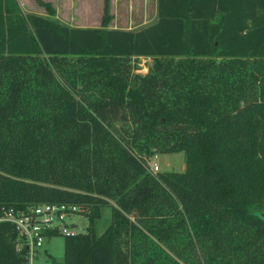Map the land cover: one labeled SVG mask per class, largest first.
<instances>
[{
	"label": "trees",
	"instance_id": "16d2710c",
	"mask_svg": "<svg viewBox=\"0 0 264 264\" xmlns=\"http://www.w3.org/2000/svg\"><path fill=\"white\" fill-rule=\"evenodd\" d=\"M109 7L82 27L0 0V213L76 206L55 264H264V0H157L138 30ZM17 243L0 222V264H28Z\"/></svg>",
	"mask_w": 264,
	"mask_h": 264
},
{
	"label": "rangeland",
	"instance_id": "374dc122",
	"mask_svg": "<svg viewBox=\"0 0 264 264\" xmlns=\"http://www.w3.org/2000/svg\"><path fill=\"white\" fill-rule=\"evenodd\" d=\"M25 13H36L45 17L53 18L68 26L97 27L102 24L104 13V0H44L54 8L51 15L48 7L40 4L37 0H18ZM109 12L112 19L110 28L138 30L155 23L158 19L157 0H110ZM137 71L146 73L152 63L149 57H139L133 61ZM121 123H118L120 126ZM150 167L159 166L160 171L174 170L183 171L186 167L184 152L156 154L149 159ZM158 170V171H159ZM115 204L114 201H111ZM103 217L98 223V230L102 232L111 220L110 207L103 208ZM72 219L79 225L78 232H86L88 219L76 214ZM65 235H52L46 239L39 249L38 256L33 264H55L64 261Z\"/></svg>",
	"mask_w": 264,
	"mask_h": 264
},
{
	"label": "built area",
	"instance_id": "2783aa9c",
	"mask_svg": "<svg viewBox=\"0 0 264 264\" xmlns=\"http://www.w3.org/2000/svg\"><path fill=\"white\" fill-rule=\"evenodd\" d=\"M154 172L159 166L153 165ZM79 214L76 206L67 204H32L24 209L3 208L0 222H9L17 230V248L26 249L28 264H33L39 249L52 234L78 233L79 225L72 216Z\"/></svg>",
	"mask_w": 264,
	"mask_h": 264
},
{
	"label": "water",
	"instance_id": "95a60500",
	"mask_svg": "<svg viewBox=\"0 0 264 264\" xmlns=\"http://www.w3.org/2000/svg\"><path fill=\"white\" fill-rule=\"evenodd\" d=\"M261 215L264 217V212H262Z\"/></svg>",
	"mask_w": 264,
	"mask_h": 264
}]
</instances>
